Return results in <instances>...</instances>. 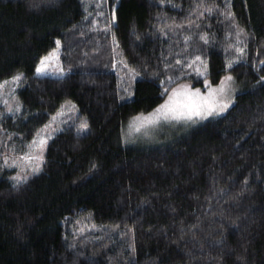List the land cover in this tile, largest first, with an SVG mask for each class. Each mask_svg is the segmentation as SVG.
Segmentation results:
<instances>
[{"label": "trees", "instance_id": "1", "mask_svg": "<svg viewBox=\"0 0 264 264\" xmlns=\"http://www.w3.org/2000/svg\"><path fill=\"white\" fill-rule=\"evenodd\" d=\"M105 3L103 29L82 0H0V78L23 74L0 128L27 142L64 101L77 107L38 173L0 177V264H264V0ZM57 40L70 70L37 75ZM195 56L212 84L233 74L230 107L160 145L124 140L176 81L203 86ZM73 217L95 229L73 235Z\"/></svg>", "mask_w": 264, "mask_h": 264}, {"label": "rangeland", "instance_id": "2", "mask_svg": "<svg viewBox=\"0 0 264 264\" xmlns=\"http://www.w3.org/2000/svg\"><path fill=\"white\" fill-rule=\"evenodd\" d=\"M82 2L84 3V7L86 10V18L90 17L88 27L91 28L94 26H99L103 29H106L107 9L105 7L106 5L105 0H82ZM57 42H59L57 58L49 61L48 67L43 74H37L35 70V73L37 75L62 76L63 74H65L70 70V67L67 65L68 60L66 61L63 55L64 43L60 40L56 41L54 48L51 49L47 54L42 56L40 61L45 57L49 56V54L52 53L53 51L57 50ZM69 43L71 42L69 41ZM197 57L200 58L198 61L196 60ZM236 60H239V58H237ZM40 61L38 62L36 68L40 66ZM193 61H196V63L193 64ZM204 63L207 64L206 60L202 56H195L192 59V66H191L192 72L197 73L196 72L197 67L203 70ZM118 64H120L121 66L119 67ZM122 64L125 65L124 62L118 58L117 53H114L111 68L116 71V75L118 76L120 81L123 82V85H125L129 83L133 72L130 71L129 69H126ZM206 74L205 76H202V79L204 81L205 79H207ZM228 75L232 77V80L229 82V86L226 89V92L223 96V102L228 104V107L225 108L223 111H220L218 113H213L212 115H209L203 119L194 118L192 121L161 120L159 123L155 125H150L141 128L140 131H136L135 127H129L130 122L132 121L131 119L126 124L125 130L123 132L124 140H126L128 143H135L144 146L157 145V144L160 145L165 143V139H168L169 137H172L174 135H180L181 133L186 132L188 129L197 125L198 123L208 118H212L224 113L233 103L234 95L238 91V86L235 81V78L233 74L227 73L220 79L218 83L216 84L211 83L213 87H216L220 84L221 80ZM16 77H19V80H16L15 79ZM22 79H23L22 72H17L10 77L0 78V85H4L6 81L10 82L5 87L0 88V103L2 106L3 113L15 114L21 110V103L17 96V89L21 86ZM182 84L188 85L191 90H195L199 88L202 93L206 92L204 83L203 86L201 87H195L191 84L190 81L184 79L176 81L168 90L171 91V89L177 88ZM165 99H167V94L165 95V98L159 105L163 104ZM158 106H156L154 109H156ZM153 110L149 112H145L143 114L147 115ZM76 113H77V107L75 103L72 101H64L62 105L52 114L49 120L46 123H44L42 126H40L36 130L33 137L27 142L21 140L20 138L14 140L12 134H9L7 132L5 133L0 128V177L5 175V172H7L6 173L7 178L11 180L12 183L18 184L21 183L22 181H25L33 174L38 173L42 169L47 146L43 152V161L38 162V161H28L26 159V154L31 151L28 148V145H30L34 139H38V135H37L38 133L40 134V136H43L44 138L50 137L47 139V145H48L49 141L56 132L60 131L63 127L73 122ZM139 114L141 113H138L137 115ZM53 117H56V119L53 120ZM79 130L85 131L86 127L82 125L79 127ZM22 157H24V159H22ZM36 163L40 164V168L38 172H33L32 168L36 165ZM17 177H19V179H17ZM67 223H68L67 228L70 229L73 235L77 237H80L84 233L92 229H95V226H93V224L88 220L87 217H78V218L73 217Z\"/></svg>", "mask_w": 264, "mask_h": 264}, {"label": "snow or ice", "instance_id": "3", "mask_svg": "<svg viewBox=\"0 0 264 264\" xmlns=\"http://www.w3.org/2000/svg\"><path fill=\"white\" fill-rule=\"evenodd\" d=\"M58 48L59 42H57V50L53 51L49 56L40 61V66L36 68L37 74H43L48 67L49 61L57 58ZM238 51L243 52L242 49H238ZM199 59V57L196 58L197 61ZM195 63L196 61H193V64ZM191 66L192 65H189V67ZM231 66L230 63L228 67L230 68ZM196 72L199 76H205L207 72V64L204 63L203 70L197 67ZM15 79L19 80V77H16ZM231 80L232 77L230 75L225 76L218 86L213 87L211 83L205 79L204 87L206 92L204 93H202L199 88L191 90L188 85L184 84L171 89V91L165 89L167 99H165L164 103L147 115L141 113L134 116L129 127H135L136 131H140L141 128L155 125L161 120L192 121L194 118L203 119L213 113L223 111L228 107V104L223 102V96ZM8 83L10 82L6 81L4 85H0V88L5 87ZM55 119L56 117H53V120ZM84 126L86 127V125ZM37 135L38 139H34L32 143L28 145V148L31 150L26 154V159L28 161H43V152L47 146V139L50 137L44 138L43 136H40L39 133ZM22 159H24V157H22ZM39 168L40 164L36 163L32 168V171L38 172ZM17 179H19V177H17Z\"/></svg>", "mask_w": 264, "mask_h": 264}]
</instances>
